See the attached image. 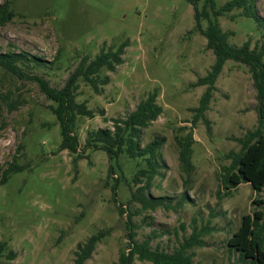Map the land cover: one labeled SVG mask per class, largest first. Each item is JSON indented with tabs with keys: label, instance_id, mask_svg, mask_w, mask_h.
<instances>
[{
	"label": "rangeland",
	"instance_id": "rangeland-1",
	"mask_svg": "<svg viewBox=\"0 0 264 264\" xmlns=\"http://www.w3.org/2000/svg\"><path fill=\"white\" fill-rule=\"evenodd\" d=\"M214 1L220 7L227 0ZM9 2L14 16L0 24V52L25 51L45 59V65L25 72L42 76L51 86L61 87L81 57L91 59L100 47L115 48L124 40L127 45L122 62L113 71H101L108 82H98L97 92L78 82L76 100L86 101L94 116L76 119L77 158L59 150L60 126L49 107L54 102L35 81L0 69V177L10 162L22 166L0 183V241L5 242L0 264H71L77 243L107 229L84 264H115L119 252L128 250L127 216L118 211L119 204L131 213L135 240L149 239L151 248L171 251L193 230L203 242L190 249L193 264L237 263L227 239L243 214L264 207V202L253 203L264 200V188L257 192L240 182L225 189L223 183V167L240 150L238 138L258 125L247 67L226 61L206 110L196 115L193 108L206 85L194 82L209 71L214 56L195 29L187 0ZM254 4L264 17V0ZM217 21L230 44H259L256 23L239 10ZM200 23L203 27L206 20ZM153 89L162 110L141 129L138 140L143 145L162 138L159 173L147 192L167 199L165 206L143 209L136 201L129 203L138 160L110 159L104 150L84 146V139L87 130L112 125L105 119L124 117ZM188 132L193 138L190 168L180 162L177 143ZM182 192L188 199L177 205ZM132 264L151 263L134 258Z\"/></svg>",
	"mask_w": 264,
	"mask_h": 264
},
{
	"label": "trees",
	"instance_id": "trees-1",
	"mask_svg": "<svg viewBox=\"0 0 264 264\" xmlns=\"http://www.w3.org/2000/svg\"><path fill=\"white\" fill-rule=\"evenodd\" d=\"M193 7L195 17V29L206 38L205 48L211 50L214 60L209 71L197 78L194 85H206V89L199 98L198 106L194 107L196 115H203L210 98V91L214 87V81L220 73L226 61L242 63L252 79L257 105L258 125L255 129L247 130L243 137L238 138L240 150L235 153L234 159L229 166H224L225 189L235 188L240 182H248L255 191L264 188V17L255 8L254 0H227L220 7H216L214 0H202L201 8L197 4L199 0H187ZM239 10L244 17H250L260 30V42L250 48L246 40L240 45L229 43L228 34L224 32L217 21V17L232 10ZM14 16L9 0L0 4V24L5 23ZM205 19L206 25L201 26L200 21ZM127 41H122L115 48L111 45L106 49L102 46L91 59L81 57L76 67L68 74L63 85L59 88L51 86L47 79L30 73L33 66L45 65L47 61L36 55L25 51L0 52V69H4L18 78L27 77L38 84L39 89L46 98L54 104L49 105L55 115L61 134L59 150H67L80 157L76 152L78 139L75 134V122L78 116L93 117L94 111L87 106L86 101L76 100V89L78 82L83 81L94 91H98V82L105 84L108 76H101L102 70L113 71L115 66L122 62V54ZM28 71L27 73L25 72ZM157 91L153 89L147 96L141 99L133 110L124 117L111 120L112 125L87 130L84 146H92L104 150L110 159L124 156L138 160L137 168L133 173L132 182L136 189L131 194L130 202L140 203L143 209H154L156 206L164 205L167 197L152 196L147 191L151 187L153 177L159 173L158 149L162 138L154 137L147 143L141 145L139 137L141 129L147 126L161 113V106L156 103ZM100 113L103 110H99ZM205 123L208 121L204 119ZM209 127L207 125V131ZM193 138L191 132L177 139L179 145L178 157L183 166L191 167L190 154ZM21 165L10 162L6 169L1 171L0 183L4 182L10 172L21 169ZM188 199L186 192L181 193V205L183 200ZM264 200L253 199V203H263ZM117 206L118 211L126 212L125 225L128 229L127 251L119 252L115 264H132L134 258L147 260L151 264H193L192 251L194 245L203 243L192 230L191 235L183 240L171 251L159 248H151L149 239L135 240L134 226L130 219L131 213L127 207ZM264 231V207L262 210L255 209L251 214H243L238 227L227 239V247L237 253V263L228 264H264V248L260 236ZM108 233L107 230H99L90 235L85 241L77 243L73 251L74 258L71 264H84L93 253L96 243ZM264 237V235H263ZM262 238V239H261ZM5 242L0 241V256ZM13 253L7 254L8 258Z\"/></svg>",
	"mask_w": 264,
	"mask_h": 264
}]
</instances>
